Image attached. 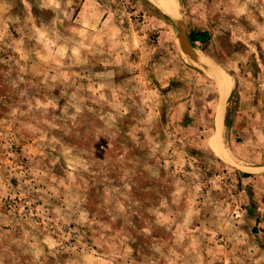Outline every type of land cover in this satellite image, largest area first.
Here are the masks:
<instances>
[{"label": "rangeland", "instance_id": "obj_1", "mask_svg": "<svg viewBox=\"0 0 264 264\" xmlns=\"http://www.w3.org/2000/svg\"><path fill=\"white\" fill-rule=\"evenodd\" d=\"M0 264H264V0H0Z\"/></svg>", "mask_w": 264, "mask_h": 264}, {"label": "trees", "instance_id": "obj_2", "mask_svg": "<svg viewBox=\"0 0 264 264\" xmlns=\"http://www.w3.org/2000/svg\"><path fill=\"white\" fill-rule=\"evenodd\" d=\"M210 39V35L207 32H199V33H192L190 35V40L193 43L199 42V43H206Z\"/></svg>", "mask_w": 264, "mask_h": 264}, {"label": "crops", "instance_id": "obj_3", "mask_svg": "<svg viewBox=\"0 0 264 264\" xmlns=\"http://www.w3.org/2000/svg\"><path fill=\"white\" fill-rule=\"evenodd\" d=\"M170 6V5H169ZM171 7V6H170Z\"/></svg>", "mask_w": 264, "mask_h": 264}]
</instances>
